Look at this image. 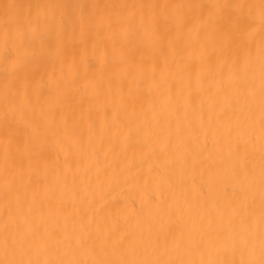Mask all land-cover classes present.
Here are the masks:
<instances>
[{
    "label": "snow or ice",
    "instance_id": "obj_1",
    "mask_svg": "<svg viewBox=\"0 0 264 264\" xmlns=\"http://www.w3.org/2000/svg\"><path fill=\"white\" fill-rule=\"evenodd\" d=\"M0 264H264V0H0Z\"/></svg>",
    "mask_w": 264,
    "mask_h": 264
}]
</instances>
